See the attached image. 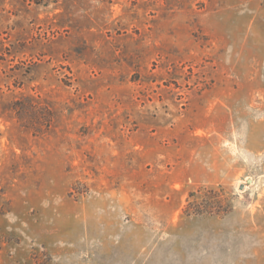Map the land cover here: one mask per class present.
Returning a JSON list of instances; mask_svg holds the SVG:
<instances>
[{"label": "rangeland", "instance_id": "rangeland-1", "mask_svg": "<svg viewBox=\"0 0 264 264\" xmlns=\"http://www.w3.org/2000/svg\"><path fill=\"white\" fill-rule=\"evenodd\" d=\"M0 264H264V0H0Z\"/></svg>", "mask_w": 264, "mask_h": 264}, {"label": "trees", "instance_id": "trees-1", "mask_svg": "<svg viewBox=\"0 0 264 264\" xmlns=\"http://www.w3.org/2000/svg\"><path fill=\"white\" fill-rule=\"evenodd\" d=\"M32 1V0H31Z\"/></svg>", "mask_w": 264, "mask_h": 264}]
</instances>
